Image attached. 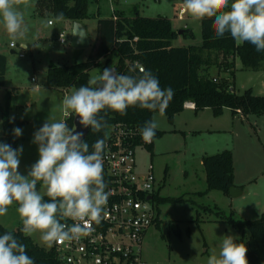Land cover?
I'll list each match as a JSON object with an SVG mask.
<instances>
[{
    "label": "rangeland",
    "instance_id": "obj_1",
    "mask_svg": "<svg viewBox=\"0 0 264 264\" xmlns=\"http://www.w3.org/2000/svg\"><path fill=\"white\" fill-rule=\"evenodd\" d=\"M182 6L183 0H96L89 6L91 16L82 20L90 42L87 48L71 47L73 21L57 19L50 10L40 9L37 0H23L18 5L28 31L24 38L15 41V49L9 47L11 41L0 22V53L6 57L4 85L0 87V105L8 97L7 117L12 123L10 135L5 136L0 119V142L11 146L14 144L13 148L23 146L19 165L22 174H26L39 158L38 146L32 143L33 133L48 118L65 119L61 109L63 95L60 91L46 86L48 65L52 63L57 66H70L86 61L96 44L97 18H108L114 10L123 11L127 17H132L135 9L143 17L165 16L174 30L188 28L193 34L192 37L179 35L172 40L173 46H198L202 41L200 20L192 18L187 12L179 17L178 9ZM59 33H64V43L58 41ZM19 52H23L24 56L20 57ZM110 59L107 67L115 62L116 55L112 54ZM105 64L102 59L99 67L92 68L89 72L90 78L99 75ZM216 71L214 66L209 68V74H215ZM251 71L253 70L243 69L240 61L236 59L234 75L221 72V76L231 81L236 93H242L253 85L254 81L249 78ZM62 90L69 94L74 89ZM253 94L257 95L254 92ZM228 113L230 112H225L217 120L225 119L227 122ZM198 115L200 118L197 121L200 123L196 126L206 128L207 118L213 117L210 110L199 112ZM153 117L158 122V130L163 131V134L154 139L152 156L146 149H135L137 172L145 173L147 167L152 165L154 176L160 184L159 195L175 200L158 205V221L145 233L141 259L145 264H207L209 256L218 253L222 237L230 235L239 238L238 232L231 225L214 221L217 217L213 212L220 210L227 215L233 209L236 217L258 219L264 213L261 211L264 210V198L254 202L252 207L247 204L245 210H235L230 197L221 191L211 190L201 195L199 192L205 191L206 182L198 156L203 148L210 150L208 145L215 138L190 132L189 128L197 127H189L191 125L184 113L175 115L174 125L173 120L169 122L163 113L156 112ZM191 117L194 114L191 113ZM242 123L239 124V137L236 140L237 176L244 182L258 181L257 186H260L264 184V143L261 144L257 137L260 125L258 123L256 127L250 123L251 126L247 120ZM16 127L22 129L19 137L13 134ZM174 128L178 131H172ZM229 135V131H222L214 137L224 139ZM260 136L264 138V132ZM10 138L16 142H10ZM244 145H247L245 153ZM244 156L248 163L252 162L251 169L245 168ZM37 188L43 194L44 190L39 183ZM16 208L17 205L13 204L7 214L0 217V224L7 229H14L21 223ZM30 238L45 249L51 246L41 239L39 233Z\"/></svg>",
    "mask_w": 264,
    "mask_h": 264
},
{
    "label": "clouds",
    "instance_id": "obj_2",
    "mask_svg": "<svg viewBox=\"0 0 264 264\" xmlns=\"http://www.w3.org/2000/svg\"><path fill=\"white\" fill-rule=\"evenodd\" d=\"M22 2L0 0V22L13 46L28 31L18 10ZM183 6L194 19H213L215 38L222 39L227 33L237 43H250L257 52H264V0H183ZM173 95L171 87L161 88L150 70L141 68L138 75H128L108 67L66 94L61 109L64 116L74 115L84 128L101 133L108 126L109 111L121 116H126L129 108L163 113ZM158 127L154 117L145 121L139 129L142 140L151 143ZM13 134L19 137L22 129L14 128ZM106 140L105 133L90 150L83 132L70 128L66 119L48 118L33 133L32 143L38 146L39 158L26 174L19 171L23 146L13 148L0 142V217L16 204L22 234L31 237L39 233L49 245L87 235L93 222L100 223L110 195L103 174ZM68 219L74 222L68 224ZM246 254L245 244L227 235L207 264H248ZM0 264L35 261L27 254V246L6 231L0 235Z\"/></svg>",
    "mask_w": 264,
    "mask_h": 264
},
{
    "label": "trees",
    "instance_id": "obj_3",
    "mask_svg": "<svg viewBox=\"0 0 264 264\" xmlns=\"http://www.w3.org/2000/svg\"><path fill=\"white\" fill-rule=\"evenodd\" d=\"M94 1L96 0H37V6L50 10L56 18L62 14L60 19L81 22L91 16L89 6ZM182 31L181 35L185 37L193 36L188 28ZM200 32V45L173 46L172 40L179 35L167 17H143L137 9L132 17H127L123 11L114 10L108 18H97L96 44L86 61L70 66L50 63L46 72V86L61 90L79 88L87 84L92 68L99 67L104 59L106 64L101 69L102 72L108 68L110 56L115 54L116 60L109 67H113L118 73L138 75L141 67L157 76L161 88L173 89V98L163 112L169 122L184 109L183 104L187 101L194 104L193 110L196 113L209 108L215 116H219L227 108L231 110L232 115L264 116V96L253 94L249 88L242 93H236L227 79L209 74V68L214 66L218 72L234 75L236 59L240 61L243 69L258 70L264 61V52H257L250 43L237 44L227 33L222 39L215 38L213 19L210 18L200 20ZM5 68L6 57L0 53V87L4 85ZM8 105L7 97L4 104L0 105V119L5 136L10 135L12 126L7 117ZM155 113L129 108L127 115L121 116L109 111L106 115L107 128L101 133H93L89 128L84 140L89 143L91 150V144L107 134L109 126L120 123L140 129ZM73 118L74 115L65 117L70 128L74 127ZM162 134L163 131L157 130L154 139ZM9 140L16 142L11 138ZM152 143L145 147L151 156ZM12 145L14 147V144ZM201 164L205 173L206 189L199 193L204 195L211 190H218L227 195L228 189L233 186L231 151L223 150L203 155ZM103 174L107 184L105 170ZM45 199L48 198L45 196ZM154 200L158 206L175 199L157 194ZM157 213L159 215L158 208ZM213 213L217 217L214 221L229 224L238 232L239 238L236 240L245 244L248 264H264V214L258 219H243L236 217L233 209L227 215L220 210ZM157 221L158 219L155 223ZM21 228L22 222L14 229H7L0 224V235L7 231L16 236L27 246V254L34 259L35 264H59L52 249L35 244L30 237L22 234Z\"/></svg>",
    "mask_w": 264,
    "mask_h": 264
},
{
    "label": "built area",
    "instance_id": "obj_4",
    "mask_svg": "<svg viewBox=\"0 0 264 264\" xmlns=\"http://www.w3.org/2000/svg\"><path fill=\"white\" fill-rule=\"evenodd\" d=\"M185 13L184 6L178 9L179 17ZM58 41L65 42L64 33H59ZM9 47L15 49L16 44L10 42ZM18 55L24 56L23 52ZM183 107L194 109V104L187 101ZM151 143L142 140L137 127L120 123L108 127L103 166L110 195L104 214L100 223L93 222L88 234L80 239L51 244L48 249L59 264H145L141 259L142 240L159 217L154 196L159 194L160 184L152 165L145 173L137 172L134 152Z\"/></svg>",
    "mask_w": 264,
    "mask_h": 264
},
{
    "label": "crops",
    "instance_id": "obj_5",
    "mask_svg": "<svg viewBox=\"0 0 264 264\" xmlns=\"http://www.w3.org/2000/svg\"><path fill=\"white\" fill-rule=\"evenodd\" d=\"M82 23V21H81ZM13 53V51H11ZM235 64H236V60H235ZM249 70V69H248ZM252 73H250V77L254 82L253 85L251 84V86H249V89H251L252 92L257 93L258 94H264V61L261 62L260 68L258 70H253L251 71ZM210 76H217L218 78H224L221 76V72L216 71L215 74H210ZM227 79V78H225ZM229 82H231L229 79H227ZM232 87L235 86L233 85ZM55 90H58L61 92V94L63 95V97L68 94V92L66 90H61V89H57V88H53ZM256 89V90H255ZM256 91V92H255ZM207 110H210V114L213 117H208L206 120V128H198L199 126H196L197 124H199L200 122L197 121L199 120L198 118H200L198 115L199 112H207ZM199 112H194L193 109H188V108H184L180 113H184L187 115V119L188 122L191 126L189 127H197V128H189L190 132H194L198 133L197 135H201V134H207L208 137L211 138H215L214 140L211 141V143L208 145L209 149L207 148H203L201 150V152L199 153V159H200V163H201V158L203 155H210V153L214 154L223 150H230L232 153V160H233V186L236 187V191L234 193V196H231L229 194H227V196L230 197L231 199V204L233 206V208L235 210L238 209H243L245 210V206H254L253 203L258 201L259 199L264 198V184H261L260 186L258 185V181H254V182H244V180H241V178L239 179L237 176V171H236V140L239 137V124H243L242 122L247 120L248 123L255 125L256 127H258V123L260 125V128H258V141L262 144L264 143V138H262V136H260V133L264 132V116H260V119L258 116H254V115H248L247 117H243V116H239V115H232L231 110L230 109H224L222 114L219 116H215L211 109L209 108H205ZM225 112H230L228 113V121L229 122L227 124V122L225 121V119L222 120H217L218 117L223 116V114H225ZM191 113L194 114V117H191ZM215 118V119H214ZM186 122V123H188ZM241 122V123H240ZM172 124H175V116L173 117V122ZM250 124V125H251ZM251 125V126H252ZM191 129H195V130H191ZM158 130V129H157ZM161 131V130H159ZM172 131H178L176 128H174ZM222 131H229L230 135L228 137H225L224 139H219L218 137H214L216 133L220 134V132ZM214 134V135H213ZM185 137H187V135H185ZM262 141V142H261ZM153 144H154V140L152 143V150H153ZM251 145V143H250ZM245 150H247V145L243 146V153H245ZM245 157L244 162L245 164V168L246 169H251V163L247 162V157ZM251 161V160H250ZM260 187V188H259ZM256 189V190H255ZM261 189V190H260ZM226 195V194H225ZM249 208V207H248ZM264 211V210H261ZM264 214V213H262Z\"/></svg>",
    "mask_w": 264,
    "mask_h": 264
},
{
    "label": "water",
    "instance_id": "obj_6",
    "mask_svg": "<svg viewBox=\"0 0 264 264\" xmlns=\"http://www.w3.org/2000/svg\"><path fill=\"white\" fill-rule=\"evenodd\" d=\"M182 32H183L182 30H179L178 35H181ZM70 45L73 48H87L90 46L86 29L84 25L79 21L73 22ZM73 125H74L73 129H75V131L83 132V139H84L88 134L89 128H84L82 125H80L78 123V117L76 116H74L73 118ZM236 190H237L236 187L231 186L228 189V194L234 196ZM148 199H150V197H148Z\"/></svg>",
    "mask_w": 264,
    "mask_h": 264
}]
</instances>
